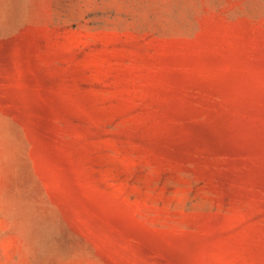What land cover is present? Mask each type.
Returning a JSON list of instances; mask_svg holds the SVG:
<instances>
[{
	"label": "rangeland",
	"instance_id": "1",
	"mask_svg": "<svg viewBox=\"0 0 264 264\" xmlns=\"http://www.w3.org/2000/svg\"><path fill=\"white\" fill-rule=\"evenodd\" d=\"M0 264H264V0H0Z\"/></svg>",
	"mask_w": 264,
	"mask_h": 264
}]
</instances>
